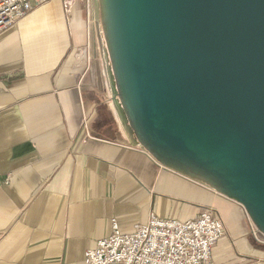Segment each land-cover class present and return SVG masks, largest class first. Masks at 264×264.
Masks as SVG:
<instances>
[{"label": "crops", "instance_id": "obj_1", "mask_svg": "<svg viewBox=\"0 0 264 264\" xmlns=\"http://www.w3.org/2000/svg\"><path fill=\"white\" fill-rule=\"evenodd\" d=\"M90 11V16H89ZM94 0H51L0 34V264H85L159 219L225 225L217 264H264L244 208L128 137L96 49Z\"/></svg>", "mask_w": 264, "mask_h": 264}, {"label": "water", "instance_id": "obj_2", "mask_svg": "<svg viewBox=\"0 0 264 264\" xmlns=\"http://www.w3.org/2000/svg\"><path fill=\"white\" fill-rule=\"evenodd\" d=\"M94 2L131 142L242 206L264 237V0Z\"/></svg>", "mask_w": 264, "mask_h": 264}, {"label": "built area", "instance_id": "obj_3", "mask_svg": "<svg viewBox=\"0 0 264 264\" xmlns=\"http://www.w3.org/2000/svg\"><path fill=\"white\" fill-rule=\"evenodd\" d=\"M51 0H0V34ZM70 1V0H63ZM89 4V0H87ZM90 16V11H89ZM213 209L195 221L159 219L151 214L139 229L113 233L84 253L85 264H217L213 251L225 235L224 222Z\"/></svg>", "mask_w": 264, "mask_h": 264}, {"label": "rangeland", "instance_id": "obj_4", "mask_svg": "<svg viewBox=\"0 0 264 264\" xmlns=\"http://www.w3.org/2000/svg\"><path fill=\"white\" fill-rule=\"evenodd\" d=\"M87 1V0H86ZM97 14V13H96ZM96 17V20H97V16ZM104 36V34H103ZM106 39L103 37V38H99L98 35L96 37V49H97V53H98V57L100 58L101 62L103 63L104 67H105V71H106V74H107V77L109 79V75L110 74V71L111 70V65H110V61L108 60V48H107V44H106ZM115 84V81H114V78H113V87H114V93H115V98L114 99H118L120 97V92L119 90L117 89V87L114 85ZM115 100V101H116ZM137 129H138V132L141 130L139 129V127L137 126ZM129 133H130V130H128ZM132 137L133 139L136 138V139H140V135L139 136H136L134 134H132ZM141 146V144L139 145ZM150 146V145H149ZM147 148V147H146ZM148 149V148H147ZM159 159L161 160H164L165 162L169 163L171 166L177 168V169H180V170H185L187 169L186 165L184 164H181L180 162L178 161H175V160H172L170 158H168L167 156L163 155V154H160L157 156Z\"/></svg>", "mask_w": 264, "mask_h": 264}, {"label": "bare ground", "instance_id": "obj_5", "mask_svg": "<svg viewBox=\"0 0 264 264\" xmlns=\"http://www.w3.org/2000/svg\"><path fill=\"white\" fill-rule=\"evenodd\" d=\"M116 105H117L116 108H117L118 114H120V115H121V118L123 119L122 114H121V113H123V112H122V109H123V108L119 107L118 104H116ZM120 115H119V116H120ZM127 120H128V121L131 120V119L129 118V116H128V119H127Z\"/></svg>", "mask_w": 264, "mask_h": 264}]
</instances>
